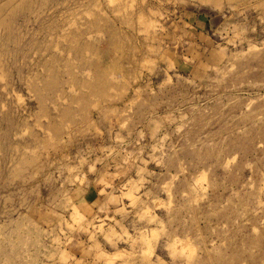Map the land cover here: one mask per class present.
I'll return each mask as SVG.
<instances>
[{
  "label": "rangeland",
  "instance_id": "374dc122",
  "mask_svg": "<svg viewBox=\"0 0 264 264\" xmlns=\"http://www.w3.org/2000/svg\"><path fill=\"white\" fill-rule=\"evenodd\" d=\"M0 264H264V0H0Z\"/></svg>",
  "mask_w": 264,
  "mask_h": 264
}]
</instances>
